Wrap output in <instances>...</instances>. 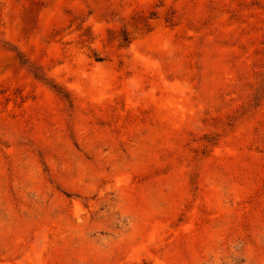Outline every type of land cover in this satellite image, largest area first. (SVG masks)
Here are the masks:
<instances>
[{
  "label": "rangeland",
  "instance_id": "1",
  "mask_svg": "<svg viewBox=\"0 0 264 264\" xmlns=\"http://www.w3.org/2000/svg\"><path fill=\"white\" fill-rule=\"evenodd\" d=\"M0 264H264V0H0Z\"/></svg>",
  "mask_w": 264,
  "mask_h": 264
}]
</instances>
